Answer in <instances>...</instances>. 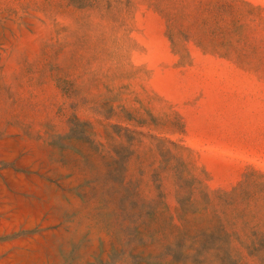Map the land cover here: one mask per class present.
<instances>
[{"label":"rangeland","instance_id":"rangeland-1","mask_svg":"<svg viewBox=\"0 0 264 264\" xmlns=\"http://www.w3.org/2000/svg\"><path fill=\"white\" fill-rule=\"evenodd\" d=\"M263 241L264 0H0V264Z\"/></svg>","mask_w":264,"mask_h":264},{"label":"trees","instance_id":"trees-1","mask_svg":"<svg viewBox=\"0 0 264 264\" xmlns=\"http://www.w3.org/2000/svg\"><path fill=\"white\" fill-rule=\"evenodd\" d=\"M255 246H258L256 243H252V242H250L248 245H247V248H254ZM259 246H261V248H263L264 247V241H263V243L261 244V245H259Z\"/></svg>","mask_w":264,"mask_h":264}]
</instances>
